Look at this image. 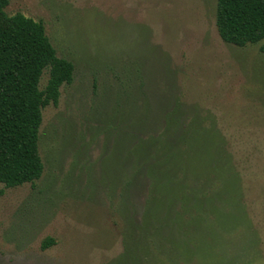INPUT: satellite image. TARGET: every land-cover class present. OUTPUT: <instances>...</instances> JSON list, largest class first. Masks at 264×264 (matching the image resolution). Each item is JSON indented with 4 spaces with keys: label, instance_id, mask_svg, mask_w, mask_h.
I'll list each match as a JSON object with an SVG mask.
<instances>
[{
    "label": "rangeland",
    "instance_id": "374dc122",
    "mask_svg": "<svg viewBox=\"0 0 264 264\" xmlns=\"http://www.w3.org/2000/svg\"><path fill=\"white\" fill-rule=\"evenodd\" d=\"M217 4L10 0L7 13L43 21L75 72L58 105L43 109L42 177L0 197V264H112L121 255L120 170L110 149L125 82H133L130 97L145 93L156 110L177 103L187 116L196 112L227 143L234 167L209 172L218 179L206 199L211 221L198 209L189 264H264L263 42H225ZM48 78L46 70L42 88ZM131 201L139 209L143 196L133 190ZM47 237L55 243L44 249Z\"/></svg>",
    "mask_w": 264,
    "mask_h": 264
},
{
    "label": "trees",
    "instance_id": "16d2710c",
    "mask_svg": "<svg viewBox=\"0 0 264 264\" xmlns=\"http://www.w3.org/2000/svg\"><path fill=\"white\" fill-rule=\"evenodd\" d=\"M9 3L0 0V183L5 185L0 197L6 188L35 184L42 177L43 109L58 105L62 86L73 82L75 72L74 62L58 55L44 22L21 12L9 15ZM216 23L225 42L239 47L263 42L264 52V0H218ZM46 70L49 78L42 88ZM132 83L121 85L118 131L110 149L120 170L124 246L112 264H189L193 249L188 241L198 235V209L203 221H211L206 199L218 179L209 172L234 165L216 126L201 125L196 112L187 116L177 103L163 111L145 93L130 97ZM114 163L105 171L110 185ZM133 190L143 196L139 209L131 201ZM54 243L47 237L42 247Z\"/></svg>",
    "mask_w": 264,
    "mask_h": 264
}]
</instances>
